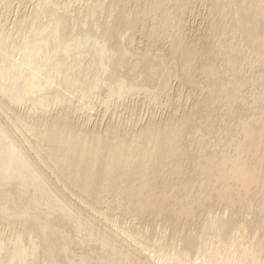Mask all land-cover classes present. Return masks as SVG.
Wrapping results in <instances>:
<instances>
[{"label": "bare ground", "instance_id": "bare-ground-1", "mask_svg": "<svg viewBox=\"0 0 264 264\" xmlns=\"http://www.w3.org/2000/svg\"><path fill=\"white\" fill-rule=\"evenodd\" d=\"M263 157L264 0H0V264H264Z\"/></svg>", "mask_w": 264, "mask_h": 264}, {"label": "rangeland", "instance_id": "rangeland-1", "mask_svg": "<svg viewBox=\"0 0 264 264\" xmlns=\"http://www.w3.org/2000/svg\"><path fill=\"white\" fill-rule=\"evenodd\" d=\"M198 4H199V3H198ZM199 5H201V3H200ZM199 5H198V6H199ZM199 8H202V10L199 9ZM199 8H198V9H199L200 11L198 10V11H197L198 13L196 12V17L191 18L192 20H191V23H190V25H192V26H191V29H192V27H193V29H194V30H193V31H194V34H196L198 37H200V36H204V35L206 34V33H204L206 30H203V29L206 28V27H205V26H206L205 24H207V20H205V19H204V16H203V15H204V8H203L202 6H200ZM201 11H202V12H201ZM202 16H203V18H202ZM190 25H189V27H190ZM195 30H196V31H195ZM199 34H200V35H199ZM202 34H203V35H202ZM201 38H202V37H201ZM198 91H199V90H198ZM198 91H197V92H198ZM199 93H201V90H200ZM201 94H202V93H201ZM193 98H194V96H193ZM263 162H264V157H263ZM262 164H263V163H262ZM262 168H264V165H262ZM252 185H254V186H252V188H254L255 190L260 191V190H259L260 187H258L259 189H258L257 187H255V186H259V184H257V185H256V184H252ZM256 188H257V189H256ZM254 189H253V190H254ZM255 190H254V191H255ZM250 193H251V192H250ZM249 197H250V198H249ZM250 199H251V196L249 195L247 200H244V198H243L244 201H243V200H242V202H241V200H239V201H240L241 204L244 205V203H246V202L249 203V201H251ZM224 201H225V200H223V202L221 201V204H220V202H219V205H218V204H217L218 206L216 205L217 207L214 206V210H215V212L218 213V212H220L221 210H222V211H225V210L228 209V207L226 206V203H225ZM252 201H253V200H252ZM248 203L246 204V206L249 205ZM241 204H240V205H241ZM222 205H223L224 207H223ZM215 207H216V209H215ZM218 207H219L220 209H219ZM222 207H223V208H222ZM201 210H203V211H202V214H203V215H202V214H201V215H202L204 218H206V216L208 215V214H207L208 212H213V211H214L213 208L211 209L212 211H211V210L209 211L208 208H207L208 211H207L205 208H203V209H201ZM204 210H205V211H204ZM206 211H207V212H206ZM222 211H221V212H222ZM242 212H243V211H242ZM205 214H206V215H205ZM245 214H246V211H245ZM245 214H244V215H245ZM245 216H246V215H245ZM203 217H201V219H204ZM248 218H250V216H248ZM190 219H191V218H190ZM195 219H196V218H195ZM128 220H130V219H128ZM146 220H147V219H146ZM152 220H153V219H152ZM157 220L159 221V219H156V220H155V221L157 222L156 224H160V225H162L163 222L161 223V222H160L161 220H160L159 222H158ZM188 220H189V218H188ZM192 220H193V221H192ZM192 220H189V222H190V223H191V222H192V223H195L196 220L198 221V219H196V220L192 219ZM155 221H153V222H148V223H149L150 225L154 226V227H157V228H153V227L151 226L152 229H156V230L158 229L157 232H159V231H160V228L162 229V226H163V225H162V226H160V225H155ZM197 221H196V222H197ZM189 222H188V223H189ZM148 223H147V224H148ZM151 223H152V224H151ZM190 223H189V224H190ZM145 225H146V224H145ZM194 225H195V224H192V227H194ZM147 226H148V225H147ZM159 226H160V227H159ZM190 226H191V224H190ZM149 227H150V226H149ZM156 230H152V232L154 231V232H153V233H154L153 235H157V234H156ZM150 235H151V233H150Z\"/></svg>", "mask_w": 264, "mask_h": 264}]
</instances>
